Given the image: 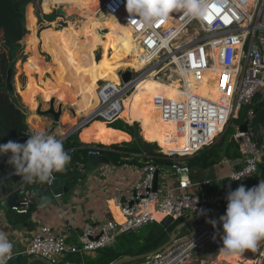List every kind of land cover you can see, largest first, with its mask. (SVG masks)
<instances>
[{
    "label": "built area",
    "instance_id": "2783aa9c",
    "mask_svg": "<svg viewBox=\"0 0 264 264\" xmlns=\"http://www.w3.org/2000/svg\"><path fill=\"white\" fill-rule=\"evenodd\" d=\"M213 4L219 8L218 12L212 9ZM102 8L111 15L119 16L121 21L133 28L143 50L140 59L148 62L141 70L125 69L133 71L129 82H124L121 75L118 84L102 82L98 89L99 106L90 116L82 117L76 125L77 129L95 119L109 124L121 119L124 101L136 88L137 82L169 62H175L180 71L174 81H180L184 95V102L172 114L184 123L188 148L193 149L187 154H164L171 158L177 174L191 171L189 166L181 163V159L219 142L245 108L256 102L259 106L262 104L264 109V0H208V10L200 18L173 12L165 20L156 21L150 26L144 25L127 11L126 0H104ZM205 15L211 17V22L204 18ZM225 17L228 22H225ZM189 76L192 78L190 82L187 79ZM191 82L194 86L204 82L214 84L223 88L226 94L222 101H217L191 90ZM255 118V108L251 106L233 137L239 145L241 164L223 177L234 173L246 176L240 180L229 177L232 182L253 178L258 184L261 180L259 172L264 155V128L259 137ZM245 122L248 127L244 131L240 128ZM107 150L108 146L89 145L88 155H102ZM74 152V148L68 150L69 154ZM148 157L152 159L141 168L140 180L133 187L118 190L112 198L123 215V221L116 218L87 221L75 238L71 233L75 227L69 220L65 230L43 224L23 248H18L17 243L10 239L13 255L7 264L26 256L43 257L57 264L66 255L97 253L113 244L119 235L134 232L154 222L164 226L169 219L206 215V198L186 193L191 186L190 181L179 180L167 189L161 190L159 186L155 190L156 173L160 166L155 162L156 157ZM77 168L79 172L84 171L85 163H78ZM56 178L55 172L44 188H51ZM37 184L38 181L32 184L22 182L16 188L18 200L11 205L13 212L29 214L39 204V193L35 189ZM61 195L56 193V197ZM0 200L6 199L0 196ZM156 214L162 218L158 219ZM207 242L221 245L211 224L199 223L189 234L179 236L163 250L134 264H204L199 253ZM254 263L264 264V245L256 252ZM64 264L75 263L68 261Z\"/></svg>",
    "mask_w": 264,
    "mask_h": 264
},
{
    "label": "trees",
    "instance_id": "16d2710c",
    "mask_svg": "<svg viewBox=\"0 0 264 264\" xmlns=\"http://www.w3.org/2000/svg\"><path fill=\"white\" fill-rule=\"evenodd\" d=\"M39 5H41V0H0V39L3 41V44L0 47V144L7 143L9 140H12V137H18L27 124H33L40 129L43 127L44 122L40 115H37L38 96L43 98L44 103L49 104L54 97L62 103L60 95L65 93L71 94L72 87L83 78L84 74L88 72L94 74V81L87 86L89 89L94 88L107 80L98 75L97 70L99 65L102 66V69L108 78L117 74L122 68H133L131 57L124 51L125 48L116 41L115 46L112 35H105L106 31L103 33L100 31L94 33L97 30H101L100 28H103L101 22L98 24L99 28H95L94 30L88 29L84 34L76 32L75 29L78 26H72L69 23L74 33L80 36L78 37L68 30L67 22L62 26L59 25L60 27L56 25L57 21H55V19L57 18V15L55 13L43 14ZM44 20L52 23H49V25L42 30L41 34H37V22ZM104 29L107 30L108 28ZM23 40H26L28 46L25 50V56L22 59L20 66L22 68L21 71L28 76V83L24 85L21 83L20 79H18L17 91L22 96L23 103L28 107L29 113L27 116H25L24 113L12 102L13 96L6 87L9 71H12V77L14 79L16 74L15 65L23 55ZM65 58L70 60V68L67 67ZM98 59H100V63L98 62ZM34 74H36V76ZM46 74H49L48 78H45ZM154 93L162 97V102L156 115L157 126L153 138L159 143L167 140L173 141V145L169 142L166 143V145L171 146L165 148V150H170L179 144V130L183 127L185 128L184 123L179 119H176L172 114L179 106L177 101L179 96L172 90L160 88L156 84L144 80L135 90V100L140 106L145 103L148 97L153 99L152 95ZM20 95L17 94V97H20L21 99ZM80 97L81 96L77 95L76 99ZM87 101L88 103H95L93 97ZM165 102L168 105V111L165 114L164 119L172 128V131H170L165 137L166 139L164 138L162 141L157 139L156 133L158 130L157 127H159V117L164 108ZM63 106L61 122L64 124V127L62 131L66 132L73 128L74 121L69 112V107L67 105ZM251 106L255 108V129L257 135L261 137L264 128V109H258L259 104L256 102ZM249 107L245 108V110L242 111L243 113L241 112L243 118H245ZM238 119L241 118L239 117ZM37 121H39V123H37ZM109 126L127 131L133 137V141L129 143H123L120 145L114 144L110 146L112 149L118 150L117 152L106 151V153H104L115 163H122L123 161V153L120 152H141L142 148L150 149L147 153L148 156L156 157L158 155H164L162 153L157 154L154 152V149H160L157 143L152 144L154 146L153 148H150L151 144L148 142H145L143 145L138 143L141 141V137L139 135L138 138L136 137V134L138 133L136 126L127 129V123L121 119ZM7 133H10L11 136L9 137ZM144 135L147 137V133ZM60 137L61 136L58 138ZM62 143L66 151L75 148V152L69 154L71 156V161L66 166L65 171L56 172V175L57 177L60 176L75 180L77 177L76 172H78L77 164L83 162L85 165H89V144L82 142L75 134L68 137ZM91 145L104 146L97 143H92ZM9 154L0 155V178L3 177L6 172L12 170V165L7 163ZM148 156H146L145 160L142 162L143 164H146V162L150 160L151 157ZM239 158L240 153L238 143L234 139L228 140L227 142L221 139L214 145L206 146L196 155L187 158L185 164H187V166L210 168L221 162L223 159L236 160ZM159 160H161V158L155 159V162L158 163ZM259 173L261 179H264V162L260 164ZM21 180L22 177L17 174L5 178L3 182L6 185L8 193L13 192L12 195H15L14 191L22 183ZM241 184L246 186V188H251L257 185L253 178L234 182L231 188H227L221 192L219 196L220 203L213 207L212 216L219 220V217L226 211L227 201L225 197L227 192L230 189L235 190ZM38 185L43 188L45 183L38 181ZM1 191H3L2 187H0V196H2ZM188 216L186 215L176 220L169 219L164 226L153 223L134 232L119 235L112 246L110 245L99 252L98 257L95 259V263L114 264L116 261L126 256L143 254L157 249L168 240L169 235H171L175 228L185 220V217L188 218ZM165 228L167 229V233L164 230ZM216 228L222 232L218 225H216ZM135 240L137 243H135L136 245L134 248L137 250L133 253L125 252V250H129ZM232 256L239 261L252 258L250 255L243 254H232ZM21 260H23V258L19 259L18 262ZM27 261L28 260H26L25 263H27Z\"/></svg>",
    "mask_w": 264,
    "mask_h": 264
},
{
    "label": "crops",
    "instance_id": "0c3cea01",
    "mask_svg": "<svg viewBox=\"0 0 264 264\" xmlns=\"http://www.w3.org/2000/svg\"><path fill=\"white\" fill-rule=\"evenodd\" d=\"M76 96H74V99L80 105H84L86 109L91 108L93 106V103H88L85 96L79 95L81 97L78 99H76ZM183 98L184 97H182V100ZM153 115L149 118V113L147 111L146 115L140 120H138L137 118L136 120H132V122L128 119L126 120L130 125H134V122H139L140 129L138 130V135L140 137H143L147 141L148 139H151V142H157L153 138V134L157 126V122L154 124V126H152L153 123L151 124V121L153 122ZM111 124L108 123V125ZM82 128L76 129L75 126L74 128H71V130H68L65 134H62L63 128H61L62 130L55 128L54 132H52V135L59 140H66L68 137L75 134L82 142H85L89 145H91L92 143H97V140H99L101 144L108 146L107 151L110 152L118 151L110 147L114 144L120 145L133 141V137L129 132L116 129L114 127L100 132L99 137L97 139H92L91 137L84 135L85 131L79 132V130H81ZM72 130L73 133L68 135L69 132ZM179 132L181 142V129L179 130ZM145 133H147V138L144 135ZM59 136L61 137L58 138ZM167 142H169L171 145L174 144L173 141L170 140H167L162 143L158 142L159 146L162 148V151L165 153L167 151L165 150V148L171 146L166 145ZM184 144L188 146V142L186 141V139L184 140ZM189 149L191 150V152H193V149ZM149 151L150 149L142 148L141 152H120L123 153L122 163H115L107 154H104L110 158L112 163L103 164L99 168H94L89 162V165H85L84 171L76 172L77 177L75 180L59 176V178L64 179L66 182L65 187L62 189V192H60L62 194L61 197H56V193L52 188L45 189L44 187L42 188V186L40 187V184H37V186H35V189L39 193V204L37 206H34L29 214L17 215L15 212H13L11 210L10 199L13 198L15 195H12L13 192L8 193L7 189L6 193L1 191V195H4L3 197L6 200H0V229H3L5 231L9 240H14L17 243L18 248H23L27 243H29L31 237L37 232L38 229H40L43 224L52 225L58 227L61 230H65L66 222L67 220H69L75 227L71 232L73 238H75L87 221L95 222L111 218L119 219L121 217V213L118 207L114 204L112 198L118 190L133 187L135 183L140 180L142 176L141 168L145 165L142 162L145 160ZM197 153H195L194 155H196ZM194 155L184 157L183 159H181V163L185 164V162L187 161L186 159ZM165 157L168 158V156ZM155 159L159 158L156 156ZM240 159L241 155L240 158L236 160L223 159L221 162L210 168L189 166L191 171L188 174L185 173V176L188 177V180L181 178V174H177L175 172H162L160 169L161 175L159 186L163 189H167L176 184L179 180H186L190 181L191 183V186L186 189V193L198 195V190L202 191L200 186L202 182H207L210 180V182L213 183L214 180H219L220 177L229 175L234 168L240 166ZM169 161L170 162H167V164L173 163L171 159H169ZM161 162L159 163L160 167ZM165 163L166 162H164L163 164ZM89 167L90 170H87ZM172 167L174 166L172 165ZM11 169V171H15V168L13 166L11 167ZM8 173L11 172H6V174ZM14 175H16V172ZM3 180L4 179L0 180V187H2V185H5ZM65 188L68 189V192H65ZM224 190L226 189H223L222 191ZM203 194L206 193L203 192ZM219 199L217 200L218 203L220 201ZM217 201H215L214 204ZM207 214H213V211L210 210V212ZM161 218L162 216L160 218L158 216V219ZM194 228L195 226L190 230V232ZM164 230L167 233V229L165 228ZM190 232L186 233V235ZM170 236L171 235H169L168 240L170 239ZM89 255L95 256L96 253H90ZM220 256L223 258L226 257V255L224 254ZM21 258H23V260L18 262V260ZM19 259L15 260L17 262L12 261L10 264H28V262L31 260L30 259L27 263H25L28 258L20 257Z\"/></svg>",
    "mask_w": 264,
    "mask_h": 264
},
{
    "label": "clouds",
    "instance_id": "9594fccd",
    "mask_svg": "<svg viewBox=\"0 0 264 264\" xmlns=\"http://www.w3.org/2000/svg\"><path fill=\"white\" fill-rule=\"evenodd\" d=\"M126 9L144 25L150 26L165 20L173 12L200 18L208 10V0H126ZM9 153L7 163L26 184L50 182L53 173L65 171L71 161L62 141L44 130H34L24 143L9 140L0 144V155ZM243 176L246 174L234 173L229 177L240 180ZM225 199L226 211L219 217L223 229L221 251L233 255H241L245 250L259 251L264 245V179L251 188L241 184L235 190L230 189ZM207 222L214 228L217 225L215 219ZM12 255L13 243L0 229V264H7Z\"/></svg>",
    "mask_w": 264,
    "mask_h": 264
},
{
    "label": "bare ground",
    "instance_id": "6f19581e",
    "mask_svg": "<svg viewBox=\"0 0 264 264\" xmlns=\"http://www.w3.org/2000/svg\"><path fill=\"white\" fill-rule=\"evenodd\" d=\"M103 1L104 0H44L43 1V8L45 12H51V9L53 6H56L55 11L57 15L61 17H68L72 18L74 17L75 20H69L70 22H76V24H80V33L84 34L90 26H88L90 23L93 22H101L103 28H108L107 31H109L113 38H114V44L115 41L125 47V50L128 51L129 55H134L135 57L142 56L143 50L139 44V42L136 40L134 35L133 28L127 24L124 21L120 20L119 16H114L106 12L103 8ZM64 3V4H62ZM61 4V5H59ZM58 9H61L59 12ZM106 31V30H103ZM116 46V44H115ZM131 54H130V53ZM140 65H146L148 61L142 60L139 57L137 60ZM98 62L100 63V59H98ZM65 63L68 68H70V60L68 58H65ZM137 65V64H136ZM143 68V67H142ZM139 69V68H138ZM98 75L101 76L103 79H107L104 82H113L118 84L120 82V76L117 74L108 76L105 74L104 70L102 69V66L99 65V68L97 70ZM173 72V73H170ZM179 69L175 62H169L162 68L154 71L149 72L147 76L142 78L137 82L136 88L132 91V93L125 99L124 104L125 108L123 113L121 114L120 118L126 119V113L128 112V108L130 110V113L135 118L142 119L147 111L146 108L148 107L149 103L151 102V97H148L144 104L138 105L136 102V94L135 90L139 86V84L144 81H150L152 83H155L156 85L161 86L164 89H169L178 94V103L179 105L183 103L182 97H184L182 90L180 89V81L177 85L173 84H167L164 82V80L171 81L172 79H175L179 75ZM165 75V79L161 78V75ZM175 75V76H174ZM190 82L192 78L189 76L187 78ZM94 81V74L92 72H88L84 74L83 78L78 81L73 87H72V93H65L61 94L60 98L63 105H67L69 107V112L71 114L72 119L74 120V126L73 128L79 124L82 117L90 116L92 112H94L97 107L100 104V98L98 94V89L100 88V85H97L94 88L89 89L87 86L88 84L92 83ZM191 90H195L196 92L202 93L204 95L209 96L212 99H215L217 101H222L224 98V95L226 94L223 90V88H218L214 84L208 85L206 82L200 83L196 86H194V83L191 82ZM218 94V96H217ZM221 94V96H220ZM76 95H83L87 100L91 99L92 97L95 99V103H93V106L91 108L86 109L84 105H80L75 99L74 96ZM181 98V99H180ZM168 111V105L165 102L164 108L160 114L159 117V127L158 131L156 133V137L159 140L164 139L170 131H172V128L167 124V122L164 119L165 114ZM111 128L108 123L101 119H95L92 122H90L88 125H86L84 128H82L80 131H85L84 135L91 137L92 139H97L99 137L100 132L103 130H107ZM34 130H40V128H37L33 124H27L25 125V128L21 132V134L18 137H15V140H12L14 142L24 143L29 138V135ZM185 136H184V127L181 129V142L171 148L170 150H167L166 153H191V150L184 144ZM97 144H101L99 140H97ZM156 216L161 217L160 214H156ZM119 221H123V215L121 214V217L117 219ZM223 258V257H221ZM245 262L248 263V260H245Z\"/></svg>",
    "mask_w": 264,
    "mask_h": 264
},
{
    "label": "rangeland",
    "instance_id": "374dc122",
    "mask_svg": "<svg viewBox=\"0 0 264 264\" xmlns=\"http://www.w3.org/2000/svg\"><path fill=\"white\" fill-rule=\"evenodd\" d=\"M43 1L44 0H41V5H39V8H41L42 9V13L43 14H51L52 12L53 13H55L56 15H57V13H56V11H55V8H56V6H58V5H55V6H53L52 7V9H51V12H45L44 11V8H43ZM62 4H64V3H62ZM59 5H61V4H59ZM75 17V16H74ZM74 17H72V18H68V17H61V16H59V15H57V18L55 19V21H57L56 23V25H60V26H62L63 24H65V22H67V24H68V30L72 33V34H74V35H76V36H78L77 34H75L74 33V31L72 30V28L70 27V25H69V23L72 25V26H78L76 29H75V31L76 32H80V24H76V20H75V18ZM69 20H75L74 22H70ZM55 21H53V22H55ZM49 23H52V22H49V21H46V20H44V21H41V22H37V34H41V32H42V30L46 27V26H48L49 25ZM100 22L99 21H97V22H93V23H90L88 26H90V28H89V30H94L95 28H99V26H98V24H99ZM59 26V27H60ZM101 30H97L96 32H94V33H97V32H105V31H103V30H106V29H104V28H100ZM94 33H92V34H94ZM105 35H112L109 31H107L106 30V33H105ZM78 37H80V36H78ZM83 37H85V36H83ZM25 39V38H24ZM113 43H114V38H113ZM2 44H3V41L0 39V47L2 46ZM22 44L24 45V49H23V51H22V53H23V55H22V57H21V59H19L18 60V62H17V64L15 65V69H16V74H15V77H14V79H13V86H14V89H15V96H17V94L18 95H20L19 93H18V91H17V80L18 79H20V81H21V83L22 84H26V83H28V76L26 75V73H23V71H21L22 70V68H21V66H20V63H21V61H22V59L24 58V56H25V50H26V48H27V46H28V43H26V40H23V42H22ZM3 49H4V46H3ZM121 49V48H120ZM122 50H124V49H122ZM127 54H128V51H126V50H124ZM130 53V52H129ZM131 54V53H130ZM129 55V54H128ZM141 55V54H140ZM140 55L138 56L139 58H140ZM130 57H131V59H132V62H133V68H135V69H137V70H141L142 69V67H144L145 65H140L139 64V62L138 61H136L137 60V58L138 57H135L134 55H129ZM137 64V65H136ZM139 68V69H138ZM125 69L126 68H122L121 70L122 71H125ZM118 73V75H122V72L121 71H118L117 72ZM170 73H173V72H170ZM35 76H36V74H34ZM175 76V75H174ZM49 77V74H46V76H45V78H48ZM161 78L162 79H165V75H161ZM164 82L165 83H167V84H173V85H177V83H179L178 81L177 82H175L174 81V79H172L171 81H169V80H164ZM155 84V83H154ZM158 87H160V88H162L161 86H159V85H157ZM21 96V95H20ZM217 96H218V94H217ZM152 97H153V99L151 98V102L149 103V105H148V107L146 108V111H148V113H149V118L154 114V118H153V122L151 121V124H152V126H154V124L156 123V115H157V113H158V111H159V109H160V107H161V102H162V97L161 96H159V95H157V94H153L152 95ZM18 99H19V101L20 102H22L23 103V100H22V96H21V99H20V97H17ZM55 98V97H54ZM54 98H52V99H54ZM52 99H51V101H50V103L48 104V103H44V101H43V98L41 97V96H38V99H37V104H38V110H37V115H40L39 114V109H41L42 111H46V110H48L49 108H50V106H51V102H52ZM181 99V98H180ZM182 100V99H181ZM258 100V99H257ZM25 104V103H24ZM26 105V104H25ZM54 105H55V108H56V110H59L60 108H62V110H63V108H64V106L62 105V103L57 99V98H55V102H54ZM245 110V109H244ZM243 113V112H242ZM242 115L240 114V118L241 119H235V120H233V124H231L230 125V127H229V129L224 133V135L221 137V139H223V141H225V142H227L228 140H231V139H233V137H234V135L236 134V132L238 131V128L240 127V124H242V122H243V116L241 117ZM40 117L42 118V120H43V122H44V125H43V127H42V129H40V130H44V131H46L47 133H50V130H53V132H54V129L55 128H58V129H60V130H62L61 128H63L64 127V124H62V122L61 121H59V122H57L56 120H55V118H54V116L53 115H40ZM126 119H128L129 121H131L132 122V120H136V118L134 117V116H132L131 115V113H130V110H129V108H128V112L126 113ZM126 119H122L121 118V120H124L125 122H127V129H129L130 127H133V126H136V129H140V123L139 122H134V125H130L129 123H128V121L126 120ZM140 120V119H139ZM37 123H39V121H37ZM159 126V125H158ZM47 128H49V129H47ZM157 129H158V127H157ZM68 131V130H67ZM66 131V132H67ZM66 132H63L62 134H65ZM53 134V133H52ZM52 134H50V135H52ZM138 134V133H137ZM151 136H152V134H151ZM147 138V137H146ZM166 139V138H165ZM220 139V140H221ZM151 140V139H150ZM149 139H148V141L147 140H145L143 137H141V141L140 142H138L139 144H141V145H143V144H145V142H148V143H150L151 144V147L150 148H153L154 146L152 145V144H154V143H157V145L159 146V143L158 142H151ZM219 140V141H220ZM159 141V140H158ZM163 141V140H162ZM159 150H160V153H162V154H166V153H164L163 151H162V148L159 146ZM10 155V154H9ZM158 158H163V159H165V160H163V159H161V160H159L158 161V163H160L161 161H164V162H166L165 164H163V165H161V171L162 172H175L176 171V169L174 168V167H172V165H170V164H167V162H170L169 161V159H171V158H167V157H165L164 155L163 156H161V155H158L157 156ZM150 159H152V158H150ZM181 158H179V160H180ZM264 162V155H263V157H262V162L261 163H263ZM77 170H78V168H77ZM87 170H90V167L87 169ZM79 172V171H78ZM212 185H213V192H210V193H206V194H203V192L201 191V190H198V195H200V196H204L205 198H206V200L208 201L207 202V206H206V212H205V214H207V213H209L210 212V210L212 211V209H213V207L215 206V205H217V204H219L220 203V201H219V203H218V199H219V196H220V194H221V192H222V186H221V182L220 181H218V180H214L213 181V183H212ZM161 190H164L163 188L161 189ZM220 200V199H219ZM215 201H217L215 204H214V202ZM208 215V214H207ZM209 215H211L212 216V214H209ZM188 216V215H187ZM189 216H191V215H189ZM188 216V217H189ZM187 218L185 217V220H186ZM207 221H209V220H202V219H194V220H192L191 222H189L186 226H184V228L182 229V231H181V233L179 234V236H183V235H186V233H188V232H190V230L194 227V226H196L197 224H199V223H204V222H207ZM208 223V222H207ZM151 224H153V223H151ZM212 226V225H211ZM213 227V226H212ZM213 230H214V233L220 238V241H221V245L220 246H216V245H214V244H212V243H210V242H207V243H205V245L202 247V249H201V251H200V257H201V259L204 261V264H234V263H236V264H247V262H245V260L244 261H240L239 262V260H236L233 256H232V254H226L225 252H223V251H221V248L223 247V241H222V239H221V237H222V235H223V231L221 232L219 229H217L216 227L214 228L213 227ZM115 243V242H114ZM113 243V244H114ZM124 243H126V242H124ZM135 243H137V241L135 240L134 241V244L129 248V250H125V252H129V253H133V252H135L137 249L136 248H134L135 247ZM113 244H111V246L113 245ZM127 246V245H126ZM106 249V248H105ZM101 250H104V249H100L97 253H96V255L95 256H90V255H86V254H84V255H80V254H77V255H73V254H70V255H66L65 257H64V259H63V261H61V262H59V263H57V264H64L65 262H68V261H70V262H73V263H75V264H97V263H95V259L98 257V255H99V252L101 251ZM220 254H224V255H226V257L225 258H221V256H220ZM243 255H250V257H252L251 259H249L248 260V263L249 264H255L254 263V257H255V254H256V252L254 253V252H252L251 250H245V252L244 253H242ZM26 258H28L27 260L29 261L30 259H32V258H34V256H26ZM239 259V258H238ZM142 260H144V259H142ZM27 261V262H28ZM138 261H141V260H138ZM137 262V261H136ZM136 262H132V263H127V264H134V263H136ZM32 264H43L42 262H40V261H34V262H32Z\"/></svg>",
    "mask_w": 264,
    "mask_h": 264
},
{
    "label": "water",
    "instance_id": "95a60500",
    "mask_svg": "<svg viewBox=\"0 0 264 264\" xmlns=\"http://www.w3.org/2000/svg\"><path fill=\"white\" fill-rule=\"evenodd\" d=\"M61 9H58L57 12H59ZM132 75H133V71L132 70H125L122 72V78L124 80V82H129L132 79ZM12 71H9L8 74V78H7V90L12 94V102L15 104V106L20 109L25 116L28 115L29 110L28 107L19 101V99L17 98V96H15V89L13 86V82H12ZM55 98L52 99L51 102V106L48 110L46 111H42L41 109H39V114L40 115H53L55 120L57 122L60 121V118L62 116L63 110L62 108H60L59 110H56L55 105ZM262 104L259 106L258 109L262 108ZM25 119V118H24ZM248 124L245 122L242 126H241V130H247ZM77 129V127H76ZM53 130L50 131V133L48 134H52ZM73 130L69 132L68 135L72 134ZM7 135L10 137L11 134L7 133ZM136 137H139L138 134H136ZM15 137H12V140H15ZM156 153H160V150L158 148L155 149ZM89 162L91 164L92 167L94 168H99L101 165L103 164H110L112 163V161L110 160V158L106 155H91L89 156ZM164 162H161L160 165H163ZM170 165H173V163H170ZM160 169L161 167L158 169L157 173H156V178H155V184H154V189L157 190L159 187V182H160ZM181 178L183 179H187L188 177L185 176V173L181 174ZM219 181V180H218ZM221 182V186L223 189H227V188H231L233 186V182L231 181V179L229 177H225L222 180H220ZM66 182L64 179L57 177L51 188L54 190L55 193H60L62 192V189L65 187ZM201 189L204 193H210L213 192V185L212 182H202L200 184ZM3 188V192L6 193V186L2 185ZM65 192H68V189L65 188ZM18 199V195L14 196L13 198L10 199V205H13L16 203ZM194 219H202V220H217V225L218 227L223 231L222 229V224L219 222L218 218L214 217V216H209V215H191L189 216L186 220H184L183 222H181L176 228L175 230L171 233L170 239L168 241H166L163 245H161L160 247H158L157 249H154L150 252L147 253H143V254H138V255H133V256H126L124 258L119 259L118 261H116L114 264H127V263H132V262H136L138 260H142L145 259L149 256H152L154 254H156L157 252L163 250L164 248H166L167 246H169L175 239H177L179 237V234L181 233L182 229L184 228V226H186L189 222H191ZM34 261H40L43 264H52L50 261H48L47 259L43 258V257H34L32 258L28 264H31Z\"/></svg>",
    "mask_w": 264,
    "mask_h": 264
},
{
    "label": "snow or ice",
    "instance_id": "6c2138e0",
    "mask_svg": "<svg viewBox=\"0 0 264 264\" xmlns=\"http://www.w3.org/2000/svg\"><path fill=\"white\" fill-rule=\"evenodd\" d=\"M212 9L215 10V11H217V12L219 11V8L217 7L216 4H213L212 5ZM204 18L209 19V22H211V17L210 16L205 15ZM225 22H228V20H227L226 17H225Z\"/></svg>",
    "mask_w": 264,
    "mask_h": 264
}]
</instances>
